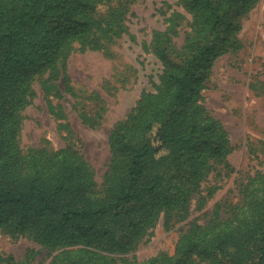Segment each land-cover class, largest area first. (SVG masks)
<instances>
[{
	"label": "trees",
	"instance_id": "1",
	"mask_svg": "<svg viewBox=\"0 0 264 264\" xmlns=\"http://www.w3.org/2000/svg\"><path fill=\"white\" fill-rule=\"evenodd\" d=\"M101 1L0 0V229L52 249L84 245L60 252L51 264H88V257L113 264L87 246L127 251L160 211L167 226L172 212L186 217L191 195L216 164L229 170L233 150L227 129L199 101L200 88L214 58L239 47L232 12L257 0H181L196 27L174 56L169 44L154 46L162 63L156 91L141 95L135 113L110 131V165L100 188L87 159L70 146L19 148L21 111L32 103L33 83L48 73V84L60 70L69 83L70 54L98 47V32L112 29L117 9H108L105 24L92 14ZM157 139L170 149L167 157L155 158ZM239 191L229 215L192 221L173 255L148 264H264V168Z\"/></svg>",
	"mask_w": 264,
	"mask_h": 264
},
{
	"label": "rangeland",
	"instance_id": "2",
	"mask_svg": "<svg viewBox=\"0 0 264 264\" xmlns=\"http://www.w3.org/2000/svg\"><path fill=\"white\" fill-rule=\"evenodd\" d=\"M109 8L117 12L108 34L98 32L99 46L74 50L68 57L69 83L62 70L49 79L52 87L43 85L48 73L33 83L35 95L21 111L17 136L25 153L67 146L78 150L94 172L97 189L109 170L110 131L135 113L141 95L156 91L162 63L154 46L169 44L174 56L196 27L193 12L181 0H102L92 14L105 24ZM231 17L240 25L235 32L239 47H229L214 58L199 99L229 133L233 145L226 158L229 170L223 163L216 164L191 195L186 217L172 212L167 226L164 210L160 211L140 235L132 237L127 251L87 246L103 259L113 264H148L162 254L173 255L180 233L192 221L206 224L216 213L229 215L240 199V184L264 168V0H257L247 11L232 12ZM160 144L157 139V159L170 153ZM210 186L213 193L202 198ZM117 233L123 241L129 238L122 228ZM83 246L52 249L27 235L0 229V264H51L60 252ZM90 259L88 264H100Z\"/></svg>",
	"mask_w": 264,
	"mask_h": 264
}]
</instances>
